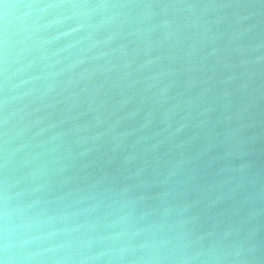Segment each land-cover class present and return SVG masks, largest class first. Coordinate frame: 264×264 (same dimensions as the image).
Segmentation results:
<instances>
[{"label":"water","instance_id":"1","mask_svg":"<svg viewBox=\"0 0 264 264\" xmlns=\"http://www.w3.org/2000/svg\"><path fill=\"white\" fill-rule=\"evenodd\" d=\"M5 2L0 244L16 264L242 238L264 264V0Z\"/></svg>","mask_w":264,"mask_h":264},{"label":"clouds","instance_id":"2","mask_svg":"<svg viewBox=\"0 0 264 264\" xmlns=\"http://www.w3.org/2000/svg\"><path fill=\"white\" fill-rule=\"evenodd\" d=\"M114 7L115 5H98L97 7ZM12 5L5 4L4 15L7 16L8 9ZM150 7V5H145ZM167 7V5H165ZM187 7H193V5H187ZM7 215V210H5ZM233 235V230L228 229L223 233V238H228ZM165 243V241H161ZM149 243L147 241L139 244L128 245V248L135 250L136 248H147ZM190 243L182 245L180 248L173 247L167 253H157L147 258L140 257L139 259L145 260L146 264H161L165 260H174L175 264H253V261L257 259L254 254V246L251 245L246 238L238 239L232 244L225 245L221 240L217 239L209 242L205 246H201L195 250L189 251ZM123 251V249H122ZM183 252V255H177V253ZM18 257L11 254L10 244L5 236V240L0 244V264H16ZM135 264V262H133Z\"/></svg>","mask_w":264,"mask_h":264},{"label":"snow or ice","instance_id":"3","mask_svg":"<svg viewBox=\"0 0 264 264\" xmlns=\"http://www.w3.org/2000/svg\"><path fill=\"white\" fill-rule=\"evenodd\" d=\"M5 4H7L6 2H5V0H0V5H5Z\"/></svg>","mask_w":264,"mask_h":264}]
</instances>
